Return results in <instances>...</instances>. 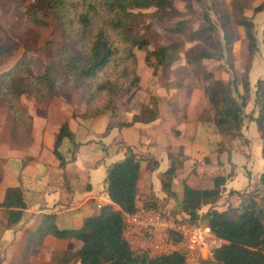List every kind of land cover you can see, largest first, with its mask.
Returning a JSON list of instances; mask_svg holds the SVG:
<instances>
[{"label":"trees","instance_id":"trees-1","mask_svg":"<svg viewBox=\"0 0 264 264\" xmlns=\"http://www.w3.org/2000/svg\"><path fill=\"white\" fill-rule=\"evenodd\" d=\"M203 2L204 0H196ZM174 0H37L31 2L24 11L27 22L34 25H44L38 13L41 8L53 11L66 35L74 40L80 54L70 53L66 48L61 51L57 63L46 66L41 72L35 73V60L22 57L8 70L0 73V103L6 105L12 112L13 124L22 121L25 128H30L32 117L20 101L22 94L31 96L36 101L46 97L58 96V86H66L79 92L84 105L81 118L88 120L109 111L114 102L116 92L127 94V101L137 91L140 75L136 71L137 57L135 49L145 52V63L156 70L157 67H167L180 57L179 40L150 50L148 38H137L133 35L136 23L142 18L153 16L152 12L143 9H153L155 14L165 13L172 7ZM213 5L219 14L220 28L223 32L224 44L230 50L234 41L232 22L241 25L248 41V56L245 71L248 73L252 58L257 51V38L253 19L245 15L247 4L240 9L238 17L232 19V13L219 10L218 2ZM264 9V1L253 7V12ZM172 31H183V22H178L170 28ZM264 43V31L263 39ZM190 62H201L216 58L211 51L200 50L191 52ZM243 93L232 87V83L214 80L212 84L213 108L212 120L216 131L222 135L240 137L243 125V107L247 105L249 95L248 75L241 80ZM234 88V89H233ZM255 105L258 112L252 120L260 133L262 157L264 158V79H258L255 88ZM154 99L141 112L133 117V121L148 123L157 115V101ZM149 103V102H148ZM126 123L125 125H130ZM14 128V127H13ZM68 138L74 149L78 146L74 134L67 122L60 125L55 137L53 153L64 160L57 152L63 138ZM124 148L123 159L112 163L106 172V193L119 209L104 205L98 212L84 219L79 228H59L52 214H42L33 230L27 231V249L41 245L48 234L61 239L75 238L81 246L74 252H65L64 259L74 256L79 258V264H185V253L172 250L148 255L146 252L133 249L123 235L122 212L132 213L138 208H158L159 200L148 196L141 206L136 203L137 181L142 155H136L130 146L122 141L116 142L111 149ZM177 165L171 163L162 173L161 189L169 196L175 194L172 180L175 177ZM230 175L216 174L213 176L211 188H194L186 179L181 181L180 211L187 215L190 222L205 221L213 232L224 240L220 246L212 250V257L207 262L213 264H264V170L259 176L260 189L242 192L240 209L233 214L228 209L217 210L212 207L221 197L223 185ZM161 205V204H160ZM208 205L209 209L199 218L198 210ZM162 206V205H161ZM6 215V225L17 223L23 216L26 207L23 193L19 186L5 189L0 202ZM176 211L173 215L178 218ZM183 219V217H181ZM175 241L179 237L173 235Z\"/></svg>","mask_w":264,"mask_h":264},{"label":"crops","instance_id":"crops-1","mask_svg":"<svg viewBox=\"0 0 264 264\" xmlns=\"http://www.w3.org/2000/svg\"><path fill=\"white\" fill-rule=\"evenodd\" d=\"M244 13L252 17L247 11ZM263 18L257 22L252 17L258 30L259 51L254 54L248 71L252 90L258 79H264ZM184 86L175 92L165 85L149 86L147 92L137 89L128 101L127 95L116 92L112 108L88 120L80 117L84 105L75 89L60 86L58 96L41 101L22 94L21 104L32 117L28 129L22 121L13 124L11 110L0 103V202L7 187L19 186L26 205L22 218L11 226L6 225L5 211L0 207V264H79L77 256L63 258L65 252L74 253L81 246L78 239L48 234L41 245L27 249V231L35 229L42 214H52L59 228H79L86 217L98 212L95 202L100 193L106 192L107 168L126 155L122 147L111 149L118 141L130 146L136 155L144 156L137 181L138 206L148 196L163 199L166 193L161 189V177L171 163L177 165L173 179L180 183L186 179L194 188H211L213 176L220 174L219 162L224 163L223 169H230V162L233 174L227 178L218 200L225 204L223 210L239 206L238 192L260 189L263 140L255 121L251 119L249 128L253 131L251 139L256 152L246 158L232 150L230 160L226 161L227 149L219 151L216 146L224 136L216 131L212 120L200 118L202 107L196 110L192 100L196 93L182 91ZM207 94L205 91L208 98ZM150 96L157 101L156 117L148 123L133 121ZM64 122L78 146L74 149L69 139L61 141L60 150L67 153L59 154L64 160L61 166L53 146ZM206 127L211 128V133L201 138L199 133L203 134ZM179 151L181 155L176 160L174 154ZM230 171L221 174L228 175ZM105 205L119 209L109 197Z\"/></svg>","mask_w":264,"mask_h":264},{"label":"rangeland","instance_id":"rangeland-1","mask_svg":"<svg viewBox=\"0 0 264 264\" xmlns=\"http://www.w3.org/2000/svg\"><path fill=\"white\" fill-rule=\"evenodd\" d=\"M33 1L37 0H0V73L11 68L22 57H32L35 60L33 71L39 73L46 66L59 62L63 48H66L70 53L80 54V50L75 45L74 40L66 35L59 24L56 14L50 9L43 7L38 13L39 17L46 22L44 25H34L27 22L24 11ZM216 1L218 2L219 10L232 13L233 20L238 17L240 9L247 4L250 8L245 9V11L251 14L255 21L257 20L258 22L263 18L264 10L255 13L252 7L262 3L264 0ZM153 11L151 8L143 9V12H152L153 16L139 20L133 29V35L137 38H148V48L150 50L179 40L181 42L179 48L180 57L170 66L157 67L156 70H153L144 61L145 52L135 49L137 57L136 71L140 75L138 89L142 92H147L149 86L156 87V85H161L163 87L165 85L170 86L175 92V89L185 85L182 87V91L191 90L196 93L192 100L196 110L202 107L200 118L212 120L211 114H213L215 103L212 102L211 92L214 80H221L225 83L230 81L232 87L243 93L241 80L248 75L245 71L248 41L243 27L232 22L234 41L230 50H228L224 44L223 32L220 28L221 22L219 14L213 5V0H204L203 2L174 0L170 10L168 9L165 13L155 14ZM178 22H183V31H172L170 28ZM254 32L257 37L258 30L256 26ZM200 50L211 51L216 58L188 64L189 54ZM257 52L259 53L257 50L255 55H257ZM60 86L62 85H59L58 88ZM205 91L206 93L209 92V95L207 94L208 98L205 95ZM254 92L255 90L249 87L247 105L242 109V135L236 138L230 135H223L224 140L222 143H217L216 145L219 151L227 149L226 161L230 160L229 155L232 150H234L235 155H244L246 158L256 152L255 143L251 139L253 131L249 128L251 119L256 114V110H258L255 105ZM148 102L145 106H149L150 102L155 103V100L149 101L148 99ZM142 106L141 108H145V106ZM141 108L138 113L141 112ZM253 130L258 135L257 131ZM206 133H211L210 127H206V130H203V134L199 133V135L203 138ZM180 155L181 151L174 154L176 160H178ZM223 165L224 163L219 162L217 172L225 174L231 170L229 173L231 176L233 174L231 163L229 162L230 169L229 167L223 169ZM176 177L178 176L176 175ZM172 189L175 194L169 196L164 193L165 195L158 206V208L165 209L171 214L180 211L181 184L179 180L173 179ZM224 205V203L218 201L212 207L223 210ZM240 208V205L228 207L231 214ZM207 209H209V206L204 205L198 210L199 218L204 216Z\"/></svg>","mask_w":264,"mask_h":264},{"label":"built area","instance_id":"built-area-1","mask_svg":"<svg viewBox=\"0 0 264 264\" xmlns=\"http://www.w3.org/2000/svg\"><path fill=\"white\" fill-rule=\"evenodd\" d=\"M107 198L106 192L100 193L95 207L101 209ZM177 215L178 218L168 211L142 207L132 213L122 212L123 235L131 248L150 256L179 250L185 253V264H213L207 260L212 257V250L224 240L213 232L207 222H190L183 211ZM173 235L178 236L180 241H175Z\"/></svg>","mask_w":264,"mask_h":264},{"label":"water","instance_id":"water-1","mask_svg":"<svg viewBox=\"0 0 264 264\" xmlns=\"http://www.w3.org/2000/svg\"><path fill=\"white\" fill-rule=\"evenodd\" d=\"M63 139H68V138L65 137V138H63ZM63 139H62V140H63ZM62 140H61V141H62ZM60 143H61V142H60ZM57 152H58L59 154H61L62 156H66V154H67L66 152L60 150L59 146H58V148H57Z\"/></svg>","mask_w":264,"mask_h":264}]
</instances>
